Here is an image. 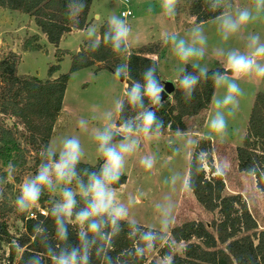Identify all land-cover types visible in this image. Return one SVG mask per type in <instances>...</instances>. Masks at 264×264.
I'll list each match as a JSON object with an SVG mask.
<instances>
[{
    "label": "clouds",
    "instance_id": "1",
    "mask_svg": "<svg viewBox=\"0 0 264 264\" xmlns=\"http://www.w3.org/2000/svg\"><path fill=\"white\" fill-rule=\"evenodd\" d=\"M205 2L209 11L219 13L213 22L223 44L238 34H242L244 39V51L217 45L216 54L224 58V72L212 71L204 62L209 54V37L202 22L194 23L184 36L165 31L162 43L170 46L177 61L174 69L176 81L186 103L194 99L202 81L211 80L216 87L225 89L221 97H214L215 111L208 122V139L223 142L228 134L229 118L235 117L240 98L245 94L239 82L253 77L264 80V41L258 33L247 31L249 25L264 18V0H251L250 5L235 8L231 0ZM179 4L180 0H159L160 17H175ZM87 6L86 0H67L68 17L78 24ZM126 16L108 15L102 33L98 32L95 24L89 25L84 30L86 50L97 52L102 45H107L113 53L126 55L133 31ZM188 65L193 71H188ZM113 75L117 79H130L131 83L123 98L114 99L113 107L101 114L103 125L91 129L92 138L97 142V152L103 159L99 169L81 168L85 152L80 137L63 136L41 146L40 163L35 174L26 178L20 187L15 209L21 214H32L33 218L32 210L38 206L45 191L59 194V199L50 201L51 207L46 213L53 220L52 231L42 220L33 224V239L38 240L42 251L30 254L23 264H46V260L50 264H93L94 258L100 264H137L160 244L166 245L169 251L157 264H174L171 251L174 242L169 237L175 209L172 193L178 187L184 191L195 190L192 172H173L165 180L169 192L154 204L158 227L142 226L133 214L134 201L121 200L115 187L124 176L129 159L139 153L142 142H159L168 127L157 115V109L163 107L162 94L165 92L159 76V64L150 62L140 73L139 80L132 78L129 63L115 65ZM126 110L134 112V115L125 118ZM89 123V120L81 118L77 126L87 132ZM188 135L185 130H175L173 138L167 140L171 155L165 163L180 156L183 147L192 142ZM180 141H183L182 147L174 146ZM206 155L202 150L197 157L201 161L197 174L204 168L202 160ZM138 163L144 170L151 171L157 164V156L155 153L139 155ZM8 170L7 177H0V200L4 198L2 185L15 172V165L10 163ZM247 171L257 174L255 165ZM217 172L222 174L219 168ZM125 228L128 230L127 239L133 242V246L113 256L115 240ZM73 232L75 242L71 240ZM12 247L19 251L22 246L13 241Z\"/></svg>",
    "mask_w": 264,
    "mask_h": 264
},
{
    "label": "rangeland",
    "instance_id": "2",
    "mask_svg": "<svg viewBox=\"0 0 264 264\" xmlns=\"http://www.w3.org/2000/svg\"><path fill=\"white\" fill-rule=\"evenodd\" d=\"M124 0H92L91 16L92 24H100L106 21L108 15L115 13L120 16V12L125 8ZM133 17L127 19L133 31L129 40V52L137 51L143 47L157 49L154 55L149 57L159 64V74L163 81H171L176 85L175 78L177 73L175 67L177 64L170 46L162 43L163 33L176 32L184 36L187 30L194 24V18L189 15V8L195 0H180L177 8V15L170 19L160 17L159 0H127ZM233 7H241L251 4V0H231ZM98 16V18H95ZM32 19L24 14L14 11L0 9V57L13 52L19 56L17 63V74L20 76H32L40 80L49 79L48 70L51 66L59 65L55 73L57 77L60 74H67L71 65L72 52L82 48L87 41L85 31L83 33H71L62 38L58 45V50L63 52L61 60L55 55L56 48L50 45L46 38L39 41L40 48L33 51H25L22 45L37 32ZM29 23L34 25V29L29 32L25 38L27 26ZM206 33L209 37V54L204 62L208 63L212 71L224 72V58L216 54L217 45L225 48L245 49L242 34H238L230 39L227 44H223L216 31V25L213 20L203 23ZM248 32H256L264 41V18L249 25ZM243 35H246L244 33ZM33 37V36H32ZM39 36L36 35L38 39ZM23 38V39H22ZM85 43L84 45H86ZM18 48V52L15 50ZM78 50V51H79ZM21 56V58H20ZM67 56V57H65ZM121 63H125V58ZM182 66V65H181ZM191 66V65H188ZM97 65L89 69L79 70L70 74L67 88L65 91L62 108L59 113L58 123L54 128V133L50 142H55L63 136L78 135L84 148L85 155L81 163L95 166L103 159L97 152V142L92 138L91 129L101 127L104 121L101 114L113 107V101L117 97L123 98L126 91L125 81H120L112 73L106 70H98ZM53 76V75H52ZM51 76V78H52ZM244 89V96L240 98V106L234 118H229L228 134L223 142L210 140L212 150V163L215 169V175H221L224 182V194L241 195L249 212L257 222L259 229L264 228V192L259 191L255 186L254 178L237 170L235 161V149L241 146L246 132L248 118L258 93L264 94V80H258L255 77L246 81L239 82ZM2 85L0 84V93ZM224 88L215 86L214 95L211 104L206 112L198 117L185 120L188 138L192 141L186 147L180 156L173 157L171 162L165 163L166 158L171 155V148L168 147L167 140L173 138L171 132L166 131L164 137L159 142L143 141L139 153L129 159L124 176L127 178L126 184L117 189L118 197L127 202L129 199L134 201L133 214L137 221L147 227H158V216L154 208L155 202L161 200L169 192L165 180L173 172L187 173L188 165L194 151L196 143L200 139H208V122L214 114V97H221L224 94ZM81 118L89 120V131L85 132L77 126V121ZM8 128L12 127L13 120L2 118ZM27 133L22 128L18 129L15 137L20 147L28 149L26 154V166L23 169L15 168V172L2 185L4 188V198L0 200V209L4 207V212H0V220L7 225L10 235L17 238L22 233V222L19 220L21 215L28 218L29 213H18L15 209V199L20 194V187L23 181L35 174L39 160V152L35 148L26 145L23 137ZM174 146H183V141ZM155 153L157 164L151 171L144 170L138 163L139 155ZM8 165H2V174L8 176ZM222 174H218L217 169ZM204 169L207 176L210 175V169L204 162ZM41 198H45L43 206L38 204L32 211L36 213L38 209L50 207V201L59 199L58 193L45 191ZM175 202L174 220L170 229L187 221L202 222L205 225L217 217L216 213H208L199 206L194 199L191 191L181 190L179 187L172 193ZM10 208V211L7 209ZM170 231V230H169ZM184 244L175 245L172 253L181 255ZM22 251L16 252L13 263L17 261ZM9 247L2 245L0 250V264L7 261ZM147 263L154 261L156 264L160 257L157 250L154 249L151 254L146 256Z\"/></svg>",
    "mask_w": 264,
    "mask_h": 264
},
{
    "label": "trees",
    "instance_id": "3",
    "mask_svg": "<svg viewBox=\"0 0 264 264\" xmlns=\"http://www.w3.org/2000/svg\"><path fill=\"white\" fill-rule=\"evenodd\" d=\"M87 8L81 14L78 24L67 15V0H0V9L18 12L29 16L35 26L39 28L47 42L56 48L55 55L61 58L63 52L58 50V45L63 36L75 31H81L88 26V15L92 0H86ZM218 12L208 10L205 0H195L189 8V15L194 18V23H205L213 20ZM105 30V22L99 27L98 32ZM38 39L33 36L22 45L23 50H38ZM157 52L151 47H143L126 55H118L111 51L107 45H102L97 52H88L86 45L71 56V65L67 74H60L57 78L51 76L59 69L58 65L51 66L48 70L49 79L40 80L32 76H20L17 74L19 56L9 52L0 57V116L13 120L12 127L8 128L0 122V177L2 165L14 164L15 168L23 169L26 166V154L28 149L20 147L15 133L22 128L27 133L23 137L26 145L38 148L48 144L52 136L53 127L62 108V103L69 81L70 74L79 70L97 65L98 70H106L113 74L115 65L122 62L131 66V76L141 79L140 73L146 69L150 62L155 61L149 56ZM83 57V59H82ZM188 71H193L187 66ZM160 76V74H159ZM163 83V79L160 76ZM129 87L131 80L125 79ZM215 85L211 80L202 83L194 93V99L186 103L176 81L175 90L162 102L163 107L157 109V115L162 117L168 127L165 132L174 133L177 128L186 131L185 120L198 117L206 112L214 95ZM134 115V112L125 111V118ZM119 119V117H117ZM207 153L202 160L208 165L210 175L207 176L203 168L197 174L201 161L197 159L200 151ZM212 150L209 139H200L192 153L188 171L193 174L195 190L191 191L194 199L202 209L208 213H216L217 217L209 225L202 222L187 221L174 226L169 231V237L175 245L184 244L181 255L173 253L174 264H264V228L259 229L256 220L249 212L241 195L224 194V182L221 175H215L212 163ZM235 161L240 173L254 178L256 188L264 192V94L258 93L254 99L247 128L241 146L235 149ZM40 161L36 162L38 165ZM101 162L95 166L81 163V168L98 170ZM253 165L257 168V174L252 175L247 171ZM127 178L121 177L118 189L126 184ZM41 198L39 204L45 203ZM51 207V206H50ZM50 207H45L48 213ZM10 211V208L7 209ZM4 212V207L0 209ZM22 222V233L14 238L7 230L6 223L0 220V250L3 244L9 247L8 261L13 263L18 250L12 247L13 241L19 242L21 253L15 264H23L33 252L42 251L38 240L33 239V224L38 220L44 221L49 231H52L53 220L50 215H37L36 219H29L24 215L19 217ZM125 231L115 240V250L111 255L116 256L124 249L131 248L133 242L127 239ZM71 232V229H70ZM71 240L75 242L74 232ZM161 258L169 251V248L160 244L156 248ZM173 248L171 249V251ZM23 257V258H22ZM147 258L138 261L137 264H146ZM46 264L50 261L46 260ZM93 264L100 261L93 259ZM148 264H156L149 261Z\"/></svg>",
    "mask_w": 264,
    "mask_h": 264
},
{
    "label": "crops",
    "instance_id": "4",
    "mask_svg": "<svg viewBox=\"0 0 264 264\" xmlns=\"http://www.w3.org/2000/svg\"><path fill=\"white\" fill-rule=\"evenodd\" d=\"M91 16H93V13H92L91 8H90V12H89V15H88V21H89L88 26L92 24ZM95 18H98V16H96ZM31 21H32V20H31ZM104 22H105V21H104ZM104 22H103V23H104ZM103 23H100V24H98V25L95 24V25L97 26V29H99V27H100ZM88 26H87V27H88ZM87 27H85V28H84L83 30H81V31H75V32H72V33H76V32L83 33L84 30H85ZM35 28H37V32H39V34H38V33H34L33 35H30V36H31V37H32V36H36V35L39 36V37H38V42H37V44H38V46H39V48H40L39 41H42V40L45 38V36H44L43 34H41V32L39 31V28H38L37 26H35ZM32 29H34V25L31 26V24L29 23V25L27 26V29H25V32H26V36H25V38H27V36H29V32H30ZM70 34H71V33H70ZM70 34H67V35H70ZM67 35L63 36L62 38L66 37ZM22 39H23V38H22ZM85 43H87V41H86ZM85 43H84V44H85ZM84 44H83V45H84ZM83 45H82V46H83ZM15 50L18 52V48L15 49ZM78 50H79V48L76 50V52H78ZM17 54H18V53H17ZM65 57H67V56H65ZM20 58H21V56H20ZM60 60H61V58H60ZM54 66H55V65H54ZM58 66H59V65H58ZM87 69H89V68H87ZM161 77H162V76H161ZM55 78H57V75L54 73L51 79H55ZM162 78H165V77H162ZM175 82H176V78H175ZM58 118H59V116H58ZM58 118H57L56 123H55V125H54V127H53L52 135H53V133H54V128H55V126H56L57 123H58ZM51 137H52V136H51ZM50 139H51V138H50ZM49 142H50V140H49Z\"/></svg>",
    "mask_w": 264,
    "mask_h": 264
},
{
    "label": "built area",
    "instance_id": "5",
    "mask_svg": "<svg viewBox=\"0 0 264 264\" xmlns=\"http://www.w3.org/2000/svg\"><path fill=\"white\" fill-rule=\"evenodd\" d=\"M129 3L127 0H124L123 1V6L125 7L121 12H120V16L122 14H127L126 18L129 19V18H132L133 17V13L131 11V9L129 8ZM40 214L42 216H45L46 215V211L44 209H38L36 213H34V216L35 218H33V215L32 214H29L28 215V218L29 219H36L37 215ZM1 264H10V262L7 260L6 262L5 261H2Z\"/></svg>",
    "mask_w": 264,
    "mask_h": 264
},
{
    "label": "water",
    "instance_id": "6",
    "mask_svg": "<svg viewBox=\"0 0 264 264\" xmlns=\"http://www.w3.org/2000/svg\"><path fill=\"white\" fill-rule=\"evenodd\" d=\"M74 54H76V51L72 52V55ZM119 80L125 81V79H119ZM163 84H164L165 92L162 94V102L166 100L168 97H170L173 91L175 90V86L171 81H164Z\"/></svg>",
    "mask_w": 264,
    "mask_h": 264
}]
</instances>
